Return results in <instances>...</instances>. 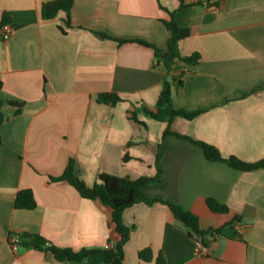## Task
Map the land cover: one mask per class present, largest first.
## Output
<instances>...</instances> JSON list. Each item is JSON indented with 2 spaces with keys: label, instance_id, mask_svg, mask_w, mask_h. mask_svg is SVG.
I'll return each mask as SVG.
<instances>
[{
  "label": "crops",
  "instance_id": "crops-1",
  "mask_svg": "<svg viewBox=\"0 0 264 264\" xmlns=\"http://www.w3.org/2000/svg\"><path fill=\"white\" fill-rule=\"evenodd\" d=\"M50 1L0 0V22L8 13L13 27L8 39L0 36V96L24 102L19 115L3 107L0 264H73L34 249L13 251L12 233L37 234L76 252L116 242L109 208L50 179L61 177L71 159L88 187L99 174L153 177L157 153L164 186L147 188V196L192 212L200 229L212 233L197 255L194 234L167 206L136 204L122 216L135 226L125 264H156L159 254L165 264H264V169L243 172L210 162L191 142L164 138L167 124L141 111L155 108L169 79L176 109L202 111L190 121L175 118L173 132L214 146L224 158L263 160L264 0H189L181 10L178 0H74L71 27L62 12L42 18L41 7ZM159 4L191 30L180 54H199L196 64L178 62L167 73L150 46L119 43L140 40L164 52L170 32ZM104 93L123 101L100 104ZM133 111L145 126L129 119ZM125 154L130 159L123 163ZM24 189L33 192V210L14 208ZM209 198L228 212L213 213ZM146 249L149 262L138 256ZM77 264L104 262L91 255Z\"/></svg>",
  "mask_w": 264,
  "mask_h": 264
},
{
  "label": "trees",
  "instance_id": "trees-1",
  "mask_svg": "<svg viewBox=\"0 0 264 264\" xmlns=\"http://www.w3.org/2000/svg\"><path fill=\"white\" fill-rule=\"evenodd\" d=\"M178 1L180 3L178 10L184 9L189 5L187 3L189 0ZM73 3L74 0H54L44 3L41 7L42 18L44 20H53L60 12H62L65 14V23L67 27H71V10ZM159 6L161 10L167 14V19H163L162 23L170 32V37L164 52L140 40H121L119 43L137 42L145 46H150L155 51V57L157 59L156 63L163 65L167 73L170 72L172 67L178 62L196 64L200 59L199 54H194L190 57H182L180 54V44L184 39L191 35V30L179 27L175 20V12L166 10L160 4ZM9 22V14L4 13L3 19L0 22V28ZM164 53H167L166 57L164 56ZM172 88L173 81L165 79L155 108H141V111L147 117L167 124V128L163 135L164 138L171 135L179 139L189 141L203 151L208 161L224 163L238 171L249 172L264 169V159L256 163H245L235 157L224 158L219 150L214 146L203 141L196 140L190 136L173 132L171 130V124L175 118H182L190 121L201 114L202 111L189 112L182 109H176L172 102ZM97 101L100 104L113 107L123 100L116 94L104 93L98 96ZM5 105L15 108V115H19L23 110L24 102L4 99L0 96V128L7 121V118L3 113V107ZM129 119L145 126L143 122L138 120L137 114L134 111L129 113ZM128 145L130 146L131 144L129 143ZM129 159L130 157L128 154H125L123 155L122 161L123 163H126ZM159 162L160 153H157L156 175L153 177H140L139 179L131 180L127 177L121 178L108 174H99L94 185L92 187H88L76 174L74 161L71 159L61 177L50 179L51 182H65L72 186L82 198L97 201L102 206L110 209L111 222L115 226L118 239L114 243L110 242L106 248L90 250L83 249L76 252L72 249H64L53 246L41 236L30 233H12L10 234L9 239L13 236H17L19 238L20 249H34L44 253H51L57 261L64 263L77 264L83 262L91 255H99L103 258L104 264H125V246L130 240L131 234L135 230V226L128 227L123 223V212L136 204L144 203L150 206L154 204L167 206L175 219L182 223L185 227L189 228L196 239L201 238L203 242V239L212 232L200 229L199 221L196 215L165 199L150 198L147 196L145 192L147 188H162L164 186L161 177V169L158 164ZM206 204L213 213L225 214L228 212V208L225 205L218 203L215 199H207ZM36 205L33 192L30 189H24L17 193L14 201L15 209L30 211L35 209ZM138 256L139 259L149 262L152 260V251L150 249L140 251ZM156 264H165L162 254H159L157 257Z\"/></svg>",
  "mask_w": 264,
  "mask_h": 264
},
{
  "label": "built area",
  "instance_id": "built-area-1",
  "mask_svg": "<svg viewBox=\"0 0 264 264\" xmlns=\"http://www.w3.org/2000/svg\"><path fill=\"white\" fill-rule=\"evenodd\" d=\"M12 32H13V27L11 26L10 23H6L0 28V36L3 40L8 39L12 34ZM239 227L240 225H238V227L236 228L238 229ZM9 243L13 251H16L19 248V238L17 236L11 237L9 239ZM203 252H204L203 242L201 238H197L195 240V254L201 255Z\"/></svg>",
  "mask_w": 264,
  "mask_h": 264
}]
</instances>
